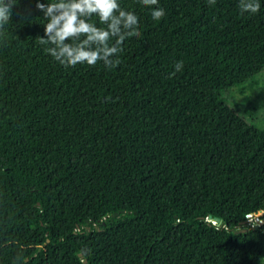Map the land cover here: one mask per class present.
<instances>
[{
    "label": "trees",
    "instance_id": "trees-1",
    "mask_svg": "<svg viewBox=\"0 0 264 264\" xmlns=\"http://www.w3.org/2000/svg\"><path fill=\"white\" fill-rule=\"evenodd\" d=\"M60 2L0 28V264H263L264 129L223 94L264 70V0H119L111 68L46 51Z\"/></svg>",
    "mask_w": 264,
    "mask_h": 264
},
{
    "label": "clouds",
    "instance_id": "clouds-1",
    "mask_svg": "<svg viewBox=\"0 0 264 264\" xmlns=\"http://www.w3.org/2000/svg\"><path fill=\"white\" fill-rule=\"evenodd\" d=\"M144 6L156 7L151 10L153 20L159 21L165 15L159 0H140ZM215 3V0H210ZM12 0H0V28H2L12 16ZM40 9L44 5L37 4ZM241 12L257 13L260 9L259 0H240ZM54 10H62L59 15H52ZM49 22L44 25L45 35L48 41L56 45L54 49H46L56 61L65 67L86 63L89 66L103 61L106 67H115L120 61L113 59L121 50L124 40L133 36H141L139 30V17L133 12L121 7L119 0H72L65 5L51 3L47 9ZM93 16L99 19L105 27H97L90 22ZM55 33L54 35H51ZM67 38L74 39L75 43L65 44ZM39 37L40 44H46ZM175 70L180 71L183 62L175 65ZM175 73H172L174 75Z\"/></svg>",
    "mask_w": 264,
    "mask_h": 264
},
{
    "label": "rangeland",
    "instance_id": "rangeland-1",
    "mask_svg": "<svg viewBox=\"0 0 264 264\" xmlns=\"http://www.w3.org/2000/svg\"><path fill=\"white\" fill-rule=\"evenodd\" d=\"M223 97L247 122L264 129V70L251 81L224 93ZM260 214L261 212L255 213L254 220H257Z\"/></svg>",
    "mask_w": 264,
    "mask_h": 264
},
{
    "label": "water",
    "instance_id": "water-1",
    "mask_svg": "<svg viewBox=\"0 0 264 264\" xmlns=\"http://www.w3.org/2000/svg\"><path fill=\"white\" fill-rule=\"evenodd\" d=\"M121 212H123V211H121ZM118 215V213L116 212V213H114L112 216H117ZM80 255V254H79ZM84 262H85V260H84Z\"/></svg>",
    "mask_w": 264,
    "mask_h": 264
},
{
    "label": "built area",
    "instance_id": "built-area-1",
    "mask_svg": "<svg viewBox=\"0 0 264 264\" xmlns=\"http://www.w3.org/2000/svg\"><path fill=\"white\" fill-rule=\"evenodd\" d=\"M263 213H264V210H263V211H261V214H260V215H262ZM257 220H258V218H257ZM257 220H256V221H257Z\"/></svg>",
    "mask_w": 264,
    "mask_h": 264
}]
</instances>
